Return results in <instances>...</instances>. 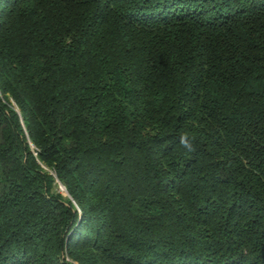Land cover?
<instances>
[{
	"label": "trees",
	"instance_id": "1",
	"mask_svg": "<svg viewBox=\"0 0 264 264\" xmlns=\"http://www.w3.org/2000/svg\"><path fill=\"white\" fill-rule=\"evenodd\" d=\"M0 264H264V0H0Z\"/></svg>",
	"mask_w": 264,
	"mask_h": 264
},
{
	"label": "rangeland",
	"instance_id": "2",
	"mask_svg": "<svg viewBox=\"0 0 264 264\" xmlns=\"http://www.w3.org/2000/svg\"><path fill=\"white\" fill-rule=\"evenodd\" d=\"M61 188H60V190H62V192L66 194V190L63 187H61Z\"/></svg>",
	"mask_w": 264,
	"mask_h": 264
}]
</instances>
